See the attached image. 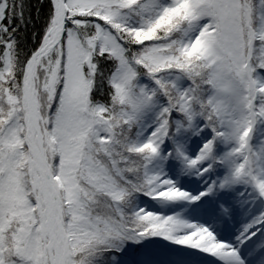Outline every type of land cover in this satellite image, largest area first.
Wrapping results in <instances>:
<instances>
[{
    "label": "snow or ice",
    "instance_id": "1",
    "mask_svg": "<svg viewBox=\"0 0 264 264\" xmlns=\"http://www.w3.org/2000/svg\"><path fill=\"white\" fill-rule=\"evenodd\" d=\"M0 264H264V0H0Z\"/></svg>",
    "mask_w": 264,
    "mask_h": 264
}]
</instances>
